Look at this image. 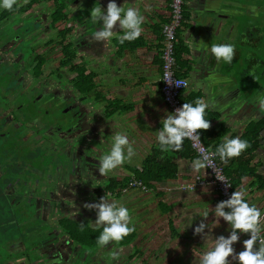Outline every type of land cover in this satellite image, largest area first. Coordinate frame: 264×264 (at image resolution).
I'll return each instance as SVG.
<instances>
[{
	"label": "flooded vegetation",
	"instance_id": "af4514ba",
	"mask_svg": "<svg viewBox=\"0 0 264 264\" xmlns=\"http://www.w3.org/2000/svg\"><path fill=\"white\" fill-rule=\"evenodd\" d=\"M18 2L11 12L0 10V88L9 92L8 98L0 93V148L21 152L28 146L36 153L49 152L52 160L12 158L14 178L3 181L9 185L4 194L11 210L2 224L17 235L0 237L6 251L0 263L80 264L79 254L85 256L83 263L105 264L116 245L96 247L95 212L84 205L105 194L117 200L118 188L107 187L116 181L114 170L104 177L98 172V157L107 148L104 130L99 131L100 119L88 121L91 95L79 72H88L91 49L86 19L74 17L84 11L86 0ZM228 11L232 22L242 26L234 57L242 51L237 67L242 74L238 84L246 88V132L258 129V144L264 148V114L253 106L264 93V0H232ZM22 97L25 103L12 102Z\"/></svg>",
	"mask_w": 264,
	"mask_h": 264
},
{
	"label": "crops",
	"instance_id": "0c3cea01",
	"mask_svg": "<svg viewBox=\"0 0 264 264\" xmlns=\"http://www.w3.org/2000/svg\"><path fill=\"white\" fill-rule=\"evenodd\" d=\"M116 3L117 6L123 3L126 7L137 6L145 15L143 32L137 40L126 41L124 44H120L115 39L107 44L103 41H92L90 34L96 28L99 30V25L93 24L90 20V9L95 5L89 6L87 0L81 15L78 16L76 13L74 17L86 19L85 24L87 31L89 30L88 46L101 44L98 50H94L100 52L99 57H96L91 50L87 54V71L95 74V91L89 99L88 121L91 125L96 119H100L99 131L104 130L101 139L103 137L106 141L104 148L107 147L112 132L117 130L113 126L114 122L119 125V130L126 131L129 139L134 141L137 154L130 162L114 170V178L118 184L135 178L132 170H140L143 163L151 158L157 164L173 165L176 168V175L173 179L154 184L146 191L131 189L129 186L124 189L118 188L117 200L122 199L130 209L136 230L133 232L134 239L122 249L125 251L121 252L119 261H115L114 264H195L194 257H198L206 247L201 235L193 234V228L202 218L195 216L192 226L189 227L186 216L192 215L194 209L214 208L220 201V196L217 190L208 184L209 174L206 169L200 174H195L188 167L186 162L195 158L196 154L191 155L186 150L161 152L155 143V131L161 126L160 119L166 118V112H171L160 91L162 28L169 19V0H116ZM147 5L152 6L150 12H144ZM200 5L201 0H185L182 29L178 31L177 73L189 82L188 88L183 93V99L188 102L202 97L205 101L212 100L215 103L214 108L206 110L205 118L209 120L213 132L220 134L218 143L229 133L232 136L240 135L244 139L246 103L242 102L246 98V88L231 83L220 84L221 81L227 80L229 67L221 65V62L217 63L214 58L211 57L207 65L199 67L193 60L195 57L193 58L190 48L195 42L193 28L196 21L191 16ZM100 6L105 8L103 5ZM113 31H116V35H122L116 26ZM221 34L224 37L226 31ZM76 61L75 59L74 62ZM218 70L220 77L217 74ZM194 75L200 81L199 89H194L196 82L193 79ZM262 150L264 148L260 147L255 150L254 158L247 162L250 174L239 179L235 190H243L248 202L255 204L264 212ZM248 158L249 155H246L245 150L239 157H234L225 164L220 160L219 162L225 170L240 175L246 174ZM251 169L255 170V174H251ZM197 177H200L205 184L196 186L194 190L180 189L182 185L195 183ZM181 212L185 213L183 220ZM214 219L210 212L208 218L204 220L209 228H213L210 233L213 238L219 235L227 236L226 222L221 218L218 224ZM183 223L186 225L185 229ZM204 231L208 233L209 229L205 228ZM247 238H249L247 234L240 235L239 240L233 245L236 252L242 250L240 241Z\"/></svg>",
	"mask_w": 264,
	"mask_h": 264
},
{
	"label": "clouds",
	"instance_id": "9594fccd",
	"mask_svg": "<svg viewBox=\"0 0 264 264\" xmlns=\"http://www.w3.org/2000/svg\"><path fill=\"white\" fill-rule=\"evenodd\" d=\"M18 0H0V10L11 12L19 8ZM152 6L147 5L144 12H150ZM256 14V9H252ZM90 20L99 25V30L91 32L92 41L109 43L112 39L120 44L132 42L141 37L145 21V15L137 6H117L116 0H108L106 8H101L97 2L90 9ZM114 26L119 28L122 35H116ZM195 49H193L194 52ZM217 63L221 60L231 63L234 56V45L231 43H213L208 52ZM169 73L165 72L163 80L170 85H183L186 87L188 81H171ZM194 89L201 87L200 81L196 79ZM258 105V113L264 114V93L255 97L254 105ZM212 100L205 101L197 98L192 102H185L171 112H166L165 117L160 119V128L155 131V143L161 152H180L185 140L193 142V147L200 144V134L197 130H207L210 127L209 120L205 118L206 110L214 108ZM115 121V118H114ZM113 131L106 149L101 150L98 157L97 169L100 175L107 176L125 163H128L137 154L134 141L129 139L126 131L119 130V125ZM250 147L249 142L242 139L240 135H225L214 150L200 146L197 148L195 158L187 161L188 167L195 174H200L206 168H213L215 176L220 181H225L222 176L216 175L213 157H218L222 164L227 163L234 157H239L242 152ZM227 184V183H226ZM228 185V184H227ZM85 208L95 212V220L92 222L93 230H99L95 237L96 247L105 248L112 242L118 245L125 237L133 233L135 223L130 209L123 200L110 199L106 194L97 202L86 203ZM214 216V221L219 224L222 218L228 225V235H219L213 238L210 234L213 228L204 223L209 213ZM195 216L201 217V221L193 228V234L201 235L204 240L205 250L198 257H194L195 264H264V222L261 211L255 204H250L245 198L243 190H235L228 199L218 201L214 208L194 209L192 215L186 216L187 226L191 227ZM182 220L185 213L181 212ZM184 229L186 227L185 223ZM205 228L209 229L205 233ZM83 229V224L81 225ZM247 234L249 238L240 241L242 250L236 252L233 245L239 240L240 235ZM122 249L114 247L108 250V257L112 261H119ZM231 258V259H229Z\"/></svg>",
	"mask_w": 264,
	"mask_h": 264
},
{
	"label": "water",
	"instance_id": "95a60500",
	"mask_svg": "<svg viewBox=\"0 0 264 264\" xmlns=\"http://www.w3.org/2000/svg\"><path fill=\"white\" fill-rule=\"evenodd\" d=\"M97 2L106 8L108 0H87L89 6L95 5V3ZM231 4L232 1L230 0H201L200 8L196 9L195 13L192 14L191 18L196 21V23L194 24L195 26L193 28V30H195L193 32L195 42L193 43L190 49L193 58L195 57V59L193 60L198 67L207 65V63L211 61V55H206V53L208 52L210 45L213 43H231L234 45V50H236V41H238L241 37L242 30L240 29H242V26L241 23H238V25L236 26L234 22H232V14L229 13V11L227 10V7L231 6ZM241 7L242 10L246 9L245 5H241ZM224 30L226 31V35L222 37L223 34L221 33ZM87 37H89V35ZM100 46L101 44L99 43L98 46H90L93 48H90L89 46L88 47L91 49L92 52H94V55L96 57H99L100 52H95L94 50H98ZM193 49H195L194 52ZM241 56L242 51L238 50L236 58L233 56V60L231 63L224 64L222 60L220 61L221 65H226L229 67L228 77L226 78L227 80L221 81L220 84L231 83L234 85L236 84V86H239L238 77H241L242 74L238 70L237 62L241 61ZM220 67L222 68V66ZM217 74L220 77L219 70ZM242 103H246V98L243 100ZM262 136L263 135H261V137ZM260 141L261 140L259 139V142ZM45 262L46 261H44V263L28 261V263L26 264H47Z\"/></svg>",
	"mask_w": 264,
	"mask_h": 264
},
{
	"label": "built area",
	"instance_id": "2783aa9c",
	"mask_svg": "<svg viewBox=\"0 0 264 264\" xmlns=\"http://www.w3.org/2000/svg\"><path fill=\"white\" fill-rule=\"evenodd\" d=\"M185 0H169V9L170 15L168 22L163 25L162 34H163V47L161 50V94L164 102L168 106V108L173 111L174 109L180 107L182 105L181 97L183 96L184 91L188 88L189 83L186 87L183 85H170L169 83L163 80L165 72L169 73L171 77L169 79L171 81H188L187 79L178 75L177 69V61H176V44L178 38V31L182 29L183 23V6ZM198 131V130H197ZM192 148V150L197 155V148L203 146L207 147L202 139L200 138V144L197 145V148L193 147V142L187 140ZM212 149V148H211ZM213 150V149H212ZM214 166L216 167V175L222 176L226 182L220 181L216 178L215 172L213 168H206L209 174L208 184L212 185L220 196L221 200H226L229 198L231 193L235 191L232 186V182L230 178H228L223 170V167L219 163L218 157H213ZM228 185H227V184ZM205 182L197 177L195 183L189 185H182L180 189L183 190H194V188L198 185H204ZM129 187L131 189H140L142 191L148 190L147 186L140 180L132 178Z\"/></svg>",
	"mask_w": 264,
	"mask_h": 264
},
{
	"label": "trees",
	"instance_id": "16d2710c",
	"mask_svg": "<svg viewBox=\"0 0 264 264\" xmlns=\"http://www.w3.org/2000/svg\"><path fill=\"white\" fill-rule=\"evenodd\" d=\"M76 56L73 54L72 59L75 58ZM71 59V60H72ZM81 74V78L85 77L87 80L86 82V88L89 95H92V93L95 91V83H94V77L95 74L88 71L84 72L82 70L79 71ZM82 88V87H81ZM193 99H191L188 102H192ZM181 102L182 104L187 102L183 99V96L181 97ZM200 134V138L202 139L203 143L207 147H211L213 150L215 146L218 144L217 140L220 138V134H216L213 132L212 127L210 126L207 130H198ZM258 137H259V132L258 129L256 130H249L246 132L245 140L249 142L250 147L246 149V155H249V158L246 159V174L242 173L240 175L234 174L232 172L227 171V169L224 170L225 175L230 178L232 182L233 189H236V186L239 182V179H242V177L250 174V170L248 168L247 162L252 161V158H254L253 153L255 150L259 147L258 144ZM182 150H186L188 153L191 155L195 154V152L192 150L189 142L187 140L184 141V144L182 146ZM220 163V162H219ZM132 172L134 173L135 179L142 181L147 188H152L154 184L156 183H161L164 181H167L169 179H173L176 175V168L173 165H169L167 163H162V164H157L152 158L147 159L140 170L138 169H133ZM251 174H255V170L251 169ZM131 181V180H130ZM129 182H124V183H117L114 180H110L108 183L107 187L108 190L111 189H124L125 187L129 186ZM7 232L4 231V233ZM7 234V233H5ZM2 236H5L4 234ZM0 236V237H2ZM134 239V233H131L129 236L125 237L123 241H121L118 245H116L118 248L124 249L132 240Z\"/></svg>",
	"mask_w": 264,
	"mask_h": 264
},
{
	"label": "rangeland",
	"instance_id": "374dc122",
	"mask_svg": "<svg viewBox=\"0 0 264 264\" xmlns=\"http://www.w3.org/2000/svg\"><path fill=\"white\" fill-rule=\"evenodd\" d=\"M0 93H1V95L4 98H8L9 97V92L8 91H4V90L2 91L1 88H0ZM12 102L14 104L18 105L20 103H25L26 102V99L24 97H22L21 99L12 100ZM26 106H28V104H25L24 105V108ZM51 113H52V111H51ZM56 115H57V113L55 112L54 116L56 117ZM0 145H2V143H0ZM48 153L49 152H47V151H44V152L43 151H40L39 153H36V151H34L33 149H31L28 146L27 147H24L21 152H15L11 148H9V149L8 148H3V149L0 148V164H3V165H0V166H2V175L0 177V179H1V181H0V236H2L3 234L4 235H8V234H5V233H9V232H10L9 235H12L13 237H15L17 235V232L16 231L9 230L8 229V226L5 227V225L2 224V223H4L3 222L4 219L7 218V215H10V210H11V208L9 207L10 199L7 198V196H6L7 194L6 195L4 194L6 192L7 187L9 185L4 184L3 181H5L8 178H11V179L14 178V174H15L14 172H16L17 167H15V168L12 169L11 164H14V161H13L12 158H14V159H26V158H29V159H31V158L32 159L37 158L38 159L39 158V163H40L42 160L43 161H46V162L52 160V158L49 156ZM4 156L6 157V160L7 161H5L3 163ZM36 160H34V161H36ZM17 175H19V174L16 173V178L18 179V176ZM2 227H5V228H2ZM6 229H8V230H7V232L4 233V231ZM0 254L1 255H6V251H4L2 249V244H0ZM84 257H85L84 255H82L80 257L79 254H78L76 256V260L78 262L81 261L80 264H86V263H83L82 262V260L84 259ZM105 261H107L108 264H112L111 263L112 260L109 257H106V258L104 257V262Z\"/></svg>",
	"mask_w": 264,
	"mask_h": 264
}]
</instances>
